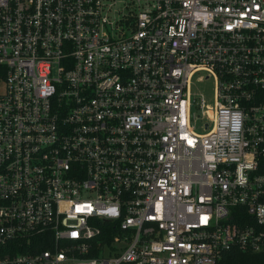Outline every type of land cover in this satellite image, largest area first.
Instances as JSON below:
<instances>
[{
  "label": "built area",
  "instance_id": "obj_1",
  "mask_svg": "<svg viewBox=\"0 0 264 264\" xmlns=\"http://www.w3.org/2000/svg\"><path fill=\"white\" fill-rule=\"evenodd\" d=\"M0 65V264L264 252V0H0Z\"/></svg>",
  "mask_w": 264,
  "mask_h": 264
},
{
  "label": "rangeland",
  "instance_id": "obj_2",
  "mask_svg": "<svg viewBox=\"0 0 264 264\" xmlns=\"http://www.w3.org/2000/svg\"><path fill=\"white\" fill-rule=\"evenodd\" d=\"M205 75V73H200L197 74L194 77V82L192 86V91L200 96L203 97L206 100V109H205V114L203 115V118L201 119V123H210L212 124V119H213V104H214V98H215V79L214 78H209V79H203L200 80L199 78ZM1 90H4V84L1 85ZM200 114L199 116H202V113L198 111ZM201 125H198L197 129L199 131H203L204 128L201 127Z\"/></svg>",
  "mask_w": 264,
  "mask_h": 264
},
{
  "label": "trees",
  "instance_id": "obj_3",
  "mask_svg": "<svg viewBox=\"0 0 264 264\" xmlns=\"http://www.w3.org/2000/svg\"><path fill=\"white\" fill-rule=\"evenodd\" d=\"M5 76V67L0 65V84L2 78ZM264 172V167L262 169ZM2 249H0L1 251ZM264 264V252L261 253H253V252H245L240 250L239 248L234 247L233 249L227 251L219 264Z\"/></svg>",
  "mask_w": 264,
  "mask_h": 264
}]
</instances>
